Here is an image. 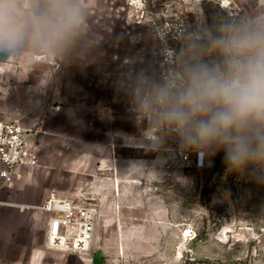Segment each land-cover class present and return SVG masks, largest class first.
<instances>
[{
  "label": "rangeland",
  "instance_id": "374dc122",
  "mask_svg": "<svg viewBox=\"0 0 264 264\" xmlns=\"http://www.w3.org/2000/svg\"><path fill=\"white\" fill-rule=\"evenodd\" d=\"M80 5L83 36L68 59L39 57L32 64L0 55L3 115L20 118L38 109L50 118L59 97L70 96L82 108L88 98L90 112L79 123L93 127L102 140L111 135L118 157L129 160L72 168L40 162L43 171L35 178L46 192L89 197L100 210L90 251L51 249L45 264H102L95 257L103 264H264V184L247 172H229L223 153L208 156L202 169L168 168L147 144L129 142L140 130L126 91L130 75L158 74L160 46L150 18L162 9L182 11L192 31L222 17L264 10V0H80ZM142 10L147 19L137 24L134 17ZM49 120L58 126L63 116Z\"/></svg>",
  "mask_w": 264,
  "mask_h": 264
},
{
  "label": "clouds",
  "instance_id": "9594fccd",
  "mask_svg": "<svg viewBox=\"0 0 264 264\" xmlns=\"http://www.w3.org/2000/svg\"><path fill=\"white\" fill-rule=\"evenodd\" d=\"M80 0H0V55L66 60L83 36ZM159 74L128 77L131 143L223 153L229 172L264 184V10L203 23L164 49Z\"/></svg>",
  "mask_w": 264,
  "mask_h": 264
},
{
  "label": "crops",
  "instance_id": "0c3cea01",
  "mask_svg": "<svg viewBox=\"0 0 264 264\" xmlns=\"http://www.w3.org/2000/svg\"><path fill=\"white\" fill-rule=\"evenodd\" d=\"M68 99L70 96L59 97L60 109L52 111L53 116H63V122L58 126L51 125L49 119L53 116L49 118L46 115L47 118H44L37 113L38 109L25 117L5 116L17 118L25 126H36L41 131L37 135L40 143V162H61L65 168L83 163L85 165L87 162H110V165H113V162H129L128 159L118 157L116 142L111 135L102 140L93 127L86 124L82 127L81 122L79 123V116L82 114L86 118L90 112L88 98H84L83 108ZM75 112L80 115L76 113V116ZM22 171L24 177L21 180L4 186L0 191V263L45 264L51 255V249L46 242L48 220L45 213L32 208L31 205L43 202L49 192H46V186L41 185L35 178L43 170L37 167L33 170L22 168Z\"/></svg>",
  "mask_w": 264,
  "mask_h": 264
},
{
  "label": "built area",
  "instance_id": "2783aa9c",
  "mask_svg": "<svg viewBox=\"0 0 264 264\" xmlns=\"http://www.w3.org/2000/svg\"><path fill=\"white\" fill-rule=\"evenodd\" d=\"M146 16L142 10L135 15L134 21L137 24L144 23ZM150 19L160 46L157 52L159 74L165 59L164 49L176 47L177 37L188 31V26L179 9H162L158 18ZM40 132L36 126H25L19 119L8 118L0 111V191L24 177L22 168L33 170L40 166V143L37 140ZM153 150L165 158L168 168L185 166L202 169L208 165V156L184 151L175 140H169L163 148ZM31 207L47 216L46 242L50 249L69 253L90 251L96 239L100 213L93 199L67 197L57 190H51L43 202Z\"/></svg>",
  "mask_w": 264,
  "mask_h": 264
},
{
  "label": "trees",
  "instance_id": "16d2710c",
  "mask_svg": "<svg viewBox=\"0 0 264 264\" xmlns=\"http://www.w3.org/2000/svg\"><path fill=\"white\" fill-rule=\"evenodd\" d=\"M221 167H224V165H222ZM95 261H96V263H104V260L103 259H98V258H96L95 257Z\"/></svg>",
  "mask_w": 264,
  "mask_h": 264
}]
</instances>
